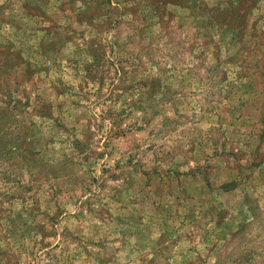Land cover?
Segmentation results:
<instances>
[{"label":"rangeland","instance_id":"374dc122","mask_svg":"<svg viewBox=\"0 0 264 264\" xmlns=\"http://www.w3.org/2000/svg\"><path fill=\"white\" fill-rule=\"evenodd\" d=\"M0 264H264V0H0Z\"/></svg>","mask_w":264,"mask_h":264}]
</instances>
